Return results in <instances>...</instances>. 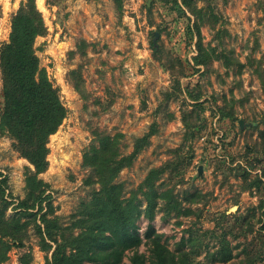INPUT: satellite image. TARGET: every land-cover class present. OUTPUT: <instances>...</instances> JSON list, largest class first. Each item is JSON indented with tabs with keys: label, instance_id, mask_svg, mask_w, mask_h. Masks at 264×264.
Returning a JSON list of instances; mask_svg holds the SVG:
<instances>
[{
	"label": "rangeland",
	"instance_id": "374dc122",
	"mask_svg": "<svg viewBox=\"0 0 264 264\" xmlns=\"http://www.w3.org/2000/svg\"><path fill=\"white\" fill-rule=\"evenodd\" d=\"M188 5L0 0V50L18 9L41 13L46 30L34 37L33 51L66 107L37 174L45 184L42 204L49 201L50 213L67 225L99 185L89 181L98 177L93 162L101 176L122 182L125 196L150 168L163 167L155 188L168 189L180 212L157 197L152 220L136 221L142 236L152 223L168 248H192L203 264H241L247 253L256 254L252 264H264V0ZM199 45L206 64L193 58ZM2 98L0 67V109ZM151 126L147 144L128 162L135 139ZM28 168L0 130L6 217L25 195ZM35 227L29 219L22 244L11 245L0 264H18L23 255L22 262L46 263L51 249L41 247ZM222 234L232 252L227 261L215 257ZM142 239L138 249L148 255Z\"/></svg>",
	"mask_w": 264,
	"mask_h": 264
},
{
	"label": "trees",
	"instance_id": "16d2710c",
	"mask_svg": "<svg viewBox=\"0 0 264 264\" xmlns=\"http://www.w3.org/2000/svg\"><path fill=\"white\" fill-rule=\"evenodd\" d=\"M182 1L189 6V0ZM189 10L195 13L193 9ZM45 30L39 11L20 8L12 16L9 40L0 50L3 97L0 130L13 139L14 148L33 165L25 175V195L17 200L15 214L10 217L5 215L10 203L5 196L7 179L0 171V261L11 245L22 244L30 219L35 223L41 247L51 249V256L46 257L44 264H121L126 251L131 252L128 264H203L192 248H168L152 223H148L143 235L149 244L148 255L138 249L143 236L136 221L141 215L152 220L157 197H167L166 206L180 212L181 207L168 189L158 192L155 188V178L163 167L150 168L137 187L125 196L122 182L114 181L112 174L101 176L97 163L92 161V169L98 177H90L89 181L99 185L92 189L88 200L80 203L67 225L50 213L49 201L46 207L42 204L46 199L43 195L45 184L37 174L47 165L48 135L57 129L66 114L58 88L39 66L33 51L34 37L44 34ZM198 49L193 57L195 62L206 64L202 46ZM152 131L151 126L135 139L133 149L126 157L128 162L147 144ZM22 216L28 219L22 220ZM255 256L247 253L248 260L244 258L241 264H252ZM215 257L221 261L232 257L229 240L223 234ZM20 258L25 259L24 255ZM21 259L18 264H29Z\"/></svg>",
	"mask_w": 264,
	"mask_h": 264
},
{
	"label": "water",
	"instance_id": "95a60500",
	"mask_svg": "<svg viewBox=\"0 0 264 264\" xmlns=\"http://www.w3.org/2000/svg\"><path fill=\"white\" fill-rule=\"evenodd\" d=\"M238 122H239L240 127H242V126H243V121H242V119H239ZM198 169H199V172H200V171H201V167L199 166Z\"/></svg>",
	"mask_w": 264,
	"mask_h": 264
}]
</instances>
